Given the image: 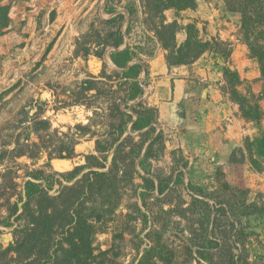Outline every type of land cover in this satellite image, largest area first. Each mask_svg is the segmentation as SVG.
<instances>
[{"label": "rangeland", "instance_id": "obj_1", "mask_svg": "<svg viewBox=\"0 0 264 264\" xmlns=\"http://www.w3.org/2000/svg\"><path fill=\"white\" fill-rule=\"evenodd\" d=\"M231 1L195 0L193 9L163 12L179 24L177 44L193 24L210 50L186 65L176 114L156 121L151 137L161 138L145 173L138 163L148 142L137 157L140 132L127 128L116 154L110 146L126 85L106 58L111 47L102 49L115 42L117 29L123 38L125 31L122 16L107 22V8L124 15L133 6L125 37L154 55L152 32L142 29L150 24L149 0H0V264H65L54 258L67 256L68 239L80 247L79 262L70 264H264V78ZM226 67L239 75L234 86ZM86 79L94 89H83ZM238 95L258 106L259 121L243 116ZM96 141L104 151H96ZM63 142L72 158L57 157ZM91 154L96 158L86 161ZM32 171L53 175L50 189L35 180L50 197L40 202L47 207L77 183L71 223L60 227L63 214L55 215L49 238L33 247L22 215Z\"/></svg>", "mask_w": 264, "mask_h": 264}, {"label": "trees", "instance_id": "obj_2", "mask_svg": "<svg viewBox=\"0 0 264 264\" xmlns=\"http://www.w3.org/2000/svg\"><path fill=\"white\" fill-rule=\"evenodd\" d=\"M236 7L232 11H238L241 16V27L243 32L248 34L249 41H247V45L253 55L257 57L258 63L260 66L261 75L264 78V43L258 42L261 38L264 40V0H232L229 4H232ZM149 5L151 6L150 11L151 15L149 18V25L145 23L146 29L151 31L156 40L159 42L161 47L166 51L165 53V61L168 67L174 65H188L198 59L204 52L210 50V43L208 41H203L198 36V30L193 24H187L185 29V40L181 44H177L176 42V33L179 30V24L176 20L168 22L163 14V12L167 9H174L176 12L185 9H193L196 6L195 0H149ZM133 10H129L130 15L133 14ZM107 22H114L113 19H108ZM261 27V30L259 27ZM258 29L260 31H258ZM129 31V25H127L125 29V33L127 34ZM116 40L114 43H104L103 49L107 46H112L114 48H118L123 41L122 34L120 30L117 29ZM252 36V37H249ZM251 38V39H250ZM96 56L97 53H94ZM133 53L129 50L128 47L117 51L116 53L110 54L111 61L117 66L124 68L126 63L132 59ZM141 66L139 64H133L129 67V69L125 72H117L120 78L123 80L124 84L127 83L129 78H134L137 76ZM224 75L230 76L231 82L233 86L240 81L239 75L236 71H232L228 67L224 68ZM125 78V80H124ZM91 81L86 79L82 81V87L85 90L94 89L91 87ZM234 93L236 92L235 88ZM142 91L141 87L137 82L131 83L127 88H125V98L123 100V107H119V105H115V114L113 116H117V120L114 125H112V141L110 142V146L112 147L114 144V153L116 154L119 149L124 146V132L127 126V123L132 120V115L125 112L124 108H127V105L124 106V102L134 99L138 94ZM264 97V94H262ZM238 100L240 102V108L242 110L243 116L252 120L259 121L260 119V111L257 105H252L249 103V99L242 95H238ZM131 110L136 114V119L131 124V132H136L143 130L148 127L145 131L140 133L142 137V146L137 152V157L140 155L143 145L148 142L146 148L144 150L143 157L139 161L140 168L148 173L149 170L144 166V163L149 158V155H152L153 145L158 142L161 138L160 132H158L154 137H151L153 131H155V127L151 125V123H156V110L154 108H148L143 106L142 103H138L135 106L130 107ZM123 137V138H122ZM127 137V136H126ZM32 146H37L36 142L31 143ZM30 145V144H29ZM95 148L97 152L104 151L100 148V144L98 141L95 142ZM65 151V153H63ZM18 156L27 155L32 158L33 156L29 153H25L23 150H19L17 152ZM114 154V155H115ZM60 159H69L73 157V148L66 143H62L61 152L57 155ZM86 161L90 158H96L95 155L91 154L85 157ZM87 165V163H86ZM86 165L75 167L70 173H68L69 179H74L85 167ZM94 174L101 175L100 172L92 171ZM57 174V173H56ZM31 179H28L24 182V198L25 201L22 204V215L28 218V223L30 224L29 231H26V240L33 247L34 243L38 241L41 237L47 236L49 238L51 230L56 225V220H58L57 215L63 214V218L58 223V226L63 227L69 225L72 221V213L70 212L74 202L76 201V184L71 185L69 187H63L64 190H61L59 195L52 198L53 203L50 207L46 205L40 204L43 199L46 201L50 200V197L45 194L43 189V184L40 182H36L35 180H44L46 182V189H50L52 184L54 183L53 175L43 176L40 171H32L28 175ZM152 186L154 185L153 179H148ZM65 190L67 192H65ZM163 188H160V192L163 191ZM64 191V192H63ZM52 202V201H50ZM39 204V206L36 205ZM31 204L37 206L33 208ZM15 211L18 209L15 206ZM56 215V216H55ZM54 216V217H53ZM73 232H69L70 237H74L77 233V228L74 227ZM74 239H68V254L66 257L54 258V263L59 261L65 264H70L72 258H74V262H79V254L76 255V250L79 249V245L77 242L73 241ZM34 242V243H33ZM29 244V248L31 247ZM13 248L10 244L8 247L3 250V253H7ZM75 252V253H74ZM59 259V260H57ZM59 262V263H61ZM67 262V263H66ZM69 262V263H68ZM85 263V262H83ZM76 264V263H74Z\"/></svg>", "mask_w": 264, "mask_h": 264}, {"label": "crops", "instance_id": "obj_3", "mask_svg": "<svg viewBox=\"0 0 264 264\" xmlns=\"http://www.w3.org/2000/svg\"><path fill=\"white\" fill-rule=\"evenodd\" d=\"M134 8L135 7L133 6L127 8L125 7L124 15H123L122 11L116 8L115 5H111L107 8L106 14L109 16V19H113V21H116L120 16H122L126 29L127 25H129L130 28L129 18L130 16H133L134 12L136 11V9ZM129 10H133L134 11L133 14L130 15ZM142 29L145 32H149L144 26H142ZM120 32L123 38V33H122L123 31L121 29ZM125 34L126 33L124 31L123 41L118 48L107 46L104 49V52L108 47H111V49L107 51L106 58L112 64V66L117 70V72L120 73L125 72L133 64H139L141 66L137 76L134 78H129L127 80V83H125L127 88L129 85H131V83L137 82L142 89L141 93L138 94L134 99L124 102V105H127V108L130 109V112L128 113L132 115V120L128 122L126 126V129L128 128V130L131 132V124L136 119V114L131 110L130 107L135 106L138 103H142L143 106H146L148 108H154L156 110V115H155L156 121L161 120L160 117H162V120L164 119L166 120L167 118L166 113L168 116H170L171 111H173V115L176 114V111L174 109L176 107V102L182 99L186 91V85H185L186 78L184 75L186 71V65H174L168 67L165 61L166 51L161 47L159 42L151 33H150V37L152 38V41L155 46L154 55L151 57H147L146 54L140 51L141 50L140 46L141 45L143 46L142 42L138 41L137 43H135L140 45H135V44L132 45L130 39L125 37ZM126 47H128L129 50L133 53V56L132 59L126 63L125 65L126 69L122 71L119 70L121 69V67H117L111 61L110 54L116 53L117 51H120ZM146 81H149V83L146 84L147 83ZM170 82H172V87H170ZM144 99H146L147 102ZM129 102L131 103V105H128ZM125 110L126 108H124V111ZM157 112H158V116H157ZM151 125L154 126L155 123H151ZM148 127L136 132L141 133L146 129H148Z\"/></svg>", "mask_w": 264, "mask_h": 264}, {"label": "water", "instance_id": "obj_4", "mask_svg": "<svg viewBox=\"0 0 264 264\" xmlns=\"http://www.w3.org/2000/svg\"><path fill=\"white\" fill-rule=\"evenodd\" d=\"M118 69V68H117ZM126 69V67H124V68H121V69H119V70H122V71H124ZM206 95V89L203 91V96H205ZM100 215H97L96 217H97V220H99V217Z\"/></svg>", "mask_w": 264, "mask_h": 264}]
</instances>
